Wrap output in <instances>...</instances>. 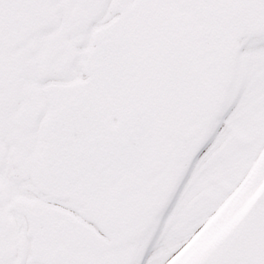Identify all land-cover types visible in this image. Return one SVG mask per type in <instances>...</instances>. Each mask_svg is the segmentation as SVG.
I'll return each mask as SVG.
<instances>
[{
    "label": "snow or ice",
    "instance_id": "obj_1",
    "mask_svg": "<svg viewBox=\"0 0 264 264\" xmlns=\"http://www.w3.org/2000/svg\"><path fill=\"white\" fill-rule=\"evenodd\" d=\"M0 264H264V0H0Z\"/></svg>",
    "mask_w": 264,
    "mask_h": 264
}]
</instances>
